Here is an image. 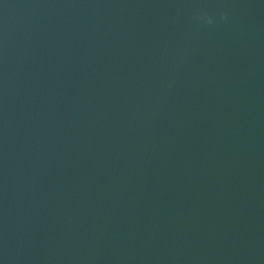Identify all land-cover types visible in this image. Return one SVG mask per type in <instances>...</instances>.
<instances>
[{
	"label": "water",
	"instance_id": "obj_1",
	"mask_svg": "<svg viewBox=\"0 0 264 264\" xmlns=\"http://www.w3.org/2000/svg\"><path fill=\"white\" fill-rule=\"evenodd\" d=\"M0 264H264V0H0Z\"/></svg>",
	"mask_w": 264,
	"mask_h": 264
}]
</instances>
